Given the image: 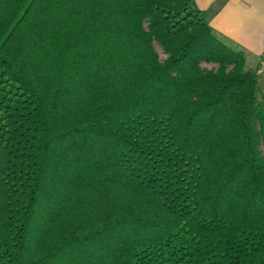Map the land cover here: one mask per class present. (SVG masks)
Here are the masks:
<instances>
[{"label": "trees", "instance_id": "obj_1", "mask_svg": "<svg viewBox=\"0 0 264 264\" xmlns=\"http://www.w3.org/2000/svg\"><path fill=\"white\" fill-rule=\"evenodd\" d=\"M259 91L194 0H0V264H264Z\"/></svg>", "mask_w": 264, "mask_h": 264}, {"label": "crops", "instance_id": "obj_2", "mask_svg": "<svg viewBox=\"0 0 264 264\" xmlns=\"http://www.w3.org/2000/svg\"><path fill=\"white\" fill-rule=\"evenodd\" d=\"M210 15V26L229 46L242 51L246 62L264 56V0H194Z\"/></svg>", "mask_w": 264, "mask_h": 264}, {"label": "rangeland", "instance_id": "obj_3", "mask_svg": "<svg viewBox=\"0 0 264 264\" xmlns=\"http://www.w3.org/2000/svg\"><path fill=\"white\" fill-rule=\"evenodd\" d=\"M155 50L159 54L160 59L162 61H164L167 58V55L164 53L162 47L157 43H155ZM201 66L202 68L207 69V70H212V69L216 70L218 68L217 64L206 63V62H201ZM247 68L257 70L259 73V90L260 91L258 93V97H259V101L263 104L264 103V56L258 64H256L253 61H248Z\"/></svg>", "mask_w": 264, "mask_h": 264}]
</instances>
